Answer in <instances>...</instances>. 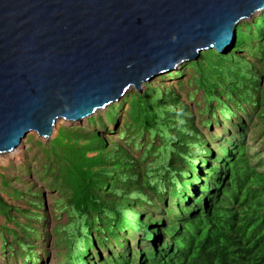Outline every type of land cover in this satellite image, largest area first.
I'll return each instance as SVG.
<instances>
[{
	"label": "trees",
	"instance_id": "1",
	"mask_svg": "<svg viewBox=\"0 0 264 264\" xmlns=\"http://www.w3.org/2000/svg\"><path fill=\"white\" fill-rule=\"evenodd\" d=\"M187 73L196 112L172 86L152 81L106 109L117 126L128 104L110 143L100 114L46 143L30 135L36 173L56 191L58 264H264V12L239 24L229 53L202 51L160 78L183 88ZM1 176L35 209H19L23 222L0 196V212L18 227L0 224V250L43 264V193Z\"/></svg>",
	"mask_w": 264,
	"mask_h": 264
},
{
	"label": "water",
	"instance_id": "2",
	"mask_svg": "<svg viewBox=\"0 0 264 264\" xmlns=\"http://www.w3.org/2000/svg\"><path fill=\"white\" fill-rule=\"evenodd\" d=\"M264 0H0V154L145 83L229 53Z\"/></svg>",
	"mask_w": 264,
	"mask_h": 264
},
{
	"label": "rangeland",
	"instance_id": "3",
	"mask_svg": "<svg viewBox=\"0 0 264 264\" xmlns=\"http://www.w3.org/2000/svg\"><path fill=\"white\" fill-rule=\"evenodd\" d=\"M259 14V13H258ZM257 15V14H256ZM255 16V15H254ZM250 20V19H248ZM182 66V65H181ZM180 68V67H179ZM189 76V73H187L184 77L185 78V84L183 88L179 87L180 82L176 79H170L168 77L165 78H160V76H157L155 79L149 81H155L156 83H163L166 84L167 86H172L174 91L180 95V100L183 101L185 104H188L190 110L196 112L197 110V104H196V99L191 100L188 95V90L191 88V86L187 82V78ZM147 84V83H145ZM145 84L143 88H145ZM135 90V89H134ZM196 98L200 99V95L196 94ZM123 97L118 100L117 102L122 101ZM115 102V103H117ZM114 104V103H113ZM111 106V105H110ZM108 108V107H107ZM106 108V109H107ZM128 108L127 102H124L123 107L119 113V120L117 123V126H114V123L108 122L106 118V109H101L99 110L96 114H100L103 116V121L105 122V125L107 123V128L104 130H101V134L104 137H107L109 140L108 142H111V139L113 140L118 139L116 136L117 130H119V126L122 124V121L125 116L126 109ZM177 116H173V120H176ZM88 118H84L82 120H77V121H70L66 119H60L58 121V124L55 128V133L51 136V138L47 139L44 137H40L37 135L35 131H32L28 133V135L22 140V143L16 147V150L14 152H9V153H3L0 154V196L5 199V201L8 202V204L11 207V214L15 216L17 219L27 222L28 219L24 217L23 213L20 210H33L35 207L30 204L26 199L24 198H17L14 196L12 190L6 188L3 186V178L1 174L5 177L8 178L9 183L11 184L10 186L14 187H21V188H28L29 186L33 187L36 191H42L43 196H44V206L42 208V213L46 216L44 218L45 220L42 223H39L40 226L45 227L43 230L44 232L47 233L45 239L47 242H41L38 241V248L39 252L45 251L44 257H43V264H58L59 260L61 257H57V250L58 246H55V240H56V235L55 233L53 234V230L56 226V221H55V212H54V207H53V202H54V194L56 191H53L49 189L47 186H45L39 176L36 173V165H38L39 160L36 158V153L38 154V146L34 145V142L32 141L30 135H33L36 139L38 140H43V142H48L50 139L55 137L58 134L59 129L62 126H84L87 125ZM254 119V118H253ZM196 124L199 126L198 122V117L196 115ZM255 121H253L251 125H253ZM174 123H176L174 121ZM210 130L215 131L216 128H210ZM251 130V129H250ZM113 132V134L111 133ZM217 133L219 130H216ZM228 134V133H226ZM115 136V137H114ZM229 138V137H228ZM259 138L256 139L258 141ZM158 143V141L156 142ZM97 152H91L89 155H95ZM139 156V155H138ZM153 159V156L150 155L147 157L146 161L141 164L139 168H142L146 163L151 162ZM30 163L31 168L29 169V172H24V164ZM33 168V169H32ZM29 198L31 196H28ZM20 209V210H19ZM62 221H64V213L62 214ZM0 224L5 225L10 227V228H18L16 223L13 221H8L7 216L3 213L0 212ZM6 232V231H5ZM11 236V234H9ZM11 238V237H10ZM42 239V240H45ZM39 240V239H37ZM0 245H1V240H0ZM47 251V253H46ZM43 254V253H42ZM4 255V256H3ZM0 264H23V258L22 256L16 257H11L9 260L7 259L6 254L2 253V250H0Z\"/></svg>",
	"mask_w": 264,
	"mask_h": 264
},
{
	"label": "bare ground",
	"instance_id": "4",
	"mask_svg": "<svg viewBox=\"0 0 264 264\" xmlns=\"http://www.w3.org/2000/svg\"><path fill=\"white\" fill-rule=\"evenodd\" d=\"M58 121H59V120H58ZM58 121H57V123H56V125H55V128H56V126H57V124H58ZM53 133H55V129H54V132H53ZM15 150H16V149H15ZM15 150H14V151H15ZM14 151H13V152H14Z\"/></svg>",
	"mask_w": 264,
	"mask_h": 264
}]
</instances>
